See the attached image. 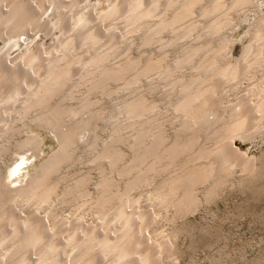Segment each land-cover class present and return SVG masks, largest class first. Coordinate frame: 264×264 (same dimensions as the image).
<instances>
[{
    "label": "bare ground",
    "instance_id": "1",
    "mask_svg": "<svg viewBox=\"0 0 264 264\" xmlns=\"http://www.w3.org/2000/svg\"><path fill=\"white\" fill-rule=\"evenodd\" d=\"M62 1L0 0V38L14 42L18 37H26L29 31L38 32L42 28L40 32H43L44 28L49 34L53 28L61 30V35L46 51L24 50L11 63L0 58L1 137L17 129L13 131L11 124L15 117L21 121L30 118V126L49 127L59 143L58 151L48 159L45 157V162L40 160L42 165L38 166V172L26 183L21 181L19 171L29 157L17 160L7 174L0 171V264H65L66 261L70 264H156V257L167 250L160 239L147 244L141 232L152 225L158 214L136 208L127 212L125 206L135 202L129 198V192L164 175L148 198L153 207L159 211L163 208L161 212L166 207L175 209L177 217L198 207L201 199L196 194L198 185L207 188L204 195L207 201L216 189L229 182L234 167H242L244 173L251 172V162L241 148H233L232 140H251L257 135L256 125L264 121V73L261 70L264 66V14L257 16L256 27L251 31L252 44L228 58L225 54L233 49V43L222 31L231 25L232 13L239 14V10L253 5V0H113L108 8L99 9L97 18L89 15L86 0ZM31 3L35 4L33 8ZM55 8L61 14L43 24L40 14ZM194 13L201 20L192 21ZM71 15H76L75 23H70ZM108 22H112L108 32L103 31L100 25ZM116 24H121L130 35L140 32L138 44L141 47L158 43L175 45L180 43L179 39L189 38L191 31L196 29L197 33L194 41L180 47L171 62L165 61L164 53L159 57L126 55L110 65L107 61L117 48L113 31ZM162 32H171L173 37L165 42L160 37ZM209 37L216 38L207 40ZM109 39L114 41L110 43ZM184 67L191 72L182 69ZM258 71L261 77L254 80L243 103L223 109L224 91L221 95L220 91ZM152 75L156 77H152L155 82H144L145 89H137L143 78ZM111 83H120L117 88L129 91L118 110V116L122 114L125 120L109 112L110 109L95 105L96 99L90 97L97 92L111 96L117 89L112 88ZM81 86L86 91L79 97L76 91ZM158 86L170 93L166 106L179 118L175 134L169 140L162 130V121L153 116L154 110H158L155 101L145 95ZM71 98L76 102L68 103ZM104 120L112 129L104 146L98 148L95 128ZM126 128L132 129L128 136L123 133ZM83 131L90 133L88 152L100 176L96 194L88 200V175L76 177L61 193L57 191L59 179L54 177L63 164L72 162ZM37 137L31 139L35 140L33 145L39 147ZM201 137L206 141L201 142ZM207 140L209 143H205ZM123 143L132 151L128 161L119 146ZM6 151V146L1 144L0 152ZM114 174L124 179L123 187ZM57 194V199L63 203L82 198L83 204H88L97 216L99 230L73 226L72 233L63 239L60 234L67 228L57 220L47 228L30 213L20 216L13 209L16 203L42 207Z\"/></svg>",
    "mask_w": 264,
    "mask_h": 264
},
{
    "label": "rangeland",
    "instance_id": "2",
    "mask_svg": "<svg viewBox=\"0 0 264 264\" xmlns=\"http://www.w3.org/2000/svg\"><path fill=\"white\" fill-rule=\"evenodd\" d=\"M111 1L113 0H86L84 4L88 5L87 10L89 15L93 18H97V16L100 14V12H98L99 9H101V7L108 8V3ZM62 2L66 1L63 0ZM31 4L33 8L35 4ZM250 5L251 6L247 5L245 9L243 8L239 10L238 12L241 11L239 14L232 13L231 19L233 20H231V25L227 28L225 27V30L223 29L222 31L225 35L230 36L232 39V48L234 50L237 48L235 51L233 49L230 50L232 54L230 51L225 54V56L228 58L233 57L234 54L236 55L237 53L242 52L253 42L251 33L254 30L252 29H255L256 27L257 16L262 15V13L264 14V0H253V5ZM59 12L60 11L58 8H55L54 11H44L40 14V20L43 24H46L49 19L52 18V16H58L61 14V12ZM155 12L157 13V10ZM71 16L70 23H75L76 15ZM192 17V21L201 20L197 13H194ZM111 23L112 22H108V24L100 25V28L102 30L104 29L103 31L108 32ZM116 26L117 27H114L113 31L116 35L115 38L117 39L116 40L114 38L116 41L115 47L117 46V48H114V52H112L113 56L111 54L112 57H109L107 61V63L110 65L118 63L126 55L131 57H136L138 55H152L153 57H159L164 53V56L166 57L165 59H167L165 61L171 62L173 60L172 58H174L176 53H178L180 50V47L188 42L194 41L197 33L196 29L191 31L189 38H193L192 40L186 37V39L181 38L179 39L181 40L180 43L176 42L175 45L171 44L165 46L167 45L166 43L163 45L158 43L159 45L156 44L154 46L152 44L153 46L147 45L141 47L138 44L140 32L136 31L130 35L129 33L124 32L125 29L121 27V24H116ZM110 29L112 28L110 27ZM41 30L42 28L38 30V32L29 31L26 37H18V39L14 41L15 43L12 41V39L0 38V58H6V62H4L11 63L16 61L18 59L17 57L19 53L23 52L24 50L34 52L40 48V50L44 49L46 51L48 47L50 48L54 42V39L61 35L60 28H53L49 34L46 33L44 28L43 32H40ZM166 32H162V34H160L161 39L165 42L173 37L171 32L168 34ZM124 33L126 34L123 35ZM127 34L129 35L126 36ZM191 35L193 37H191ZM213 38L216 37H209L207 40H213ZM111 40L109 39L110 43H112ZM162 46L165 48L164 52L162 50ZM159 47H161V49ZM182 69L191 72L186 67ZM184 70L182 71L185 72ZM261 70L262 73H264V66L263 69L261 68ZM260 73L261 72L258 71L253 73L254 76L252 74L251 76L248 75V77L244 78V80L241 79L239 84L237 82L233 85L224 87L220 91V95L224 91L223 95L221 96L224 99H222L223 101L221 105L223 106L221 107L223 109H227L229 107L242 104L253 88V84L255 83L254 80H256L258 77H261ZM152 77L155 76L152 75L143 78L141 80L142 82L140 81V87L138 86L137 89L144 90L145 84L152 82V80L155 82L156 79ZM149 78H151V81ZM76 79H78V77H75V80ZM141 85L143 87H141ZM111 86L112 88H117L120 86V83H111ZM160 87L158 86L156 90L154 89L151 92H145V95L146 98L148 97V100L155 101L154 103H156L157 106L155 109L158 110H154L153 116H156L155 118L157 119L159 118L158 121H162V130H164L165 134L167 135V140H169L175 134L176 128L178 127L179 118L176 116L173 110H170V108L166 106V101L169 100L170 93L168 92L169 94H167L165 92L166 90L163 89L162 86ZM83 88L84 87L81 86L77 89V96H82L85 93L86 89ZM115 90V93L113 92L114 94L111 96H104L100 92H97L95 94L91 93L90 97L93 100L96 99V102L94 101L95 105L108 109L107 111L110 109L109 112L113 114L115 113L114 115H116L118 118L120 117V120H123L125 117H123L122 114L121 116H118L119 104L127 96L129 91H121L119 88ZM67 102L75 103L76 101L74 102V100L71 98ZM242 106L244 107V105ZM155 111L157 112L155 113ZM13 121L12 122L14 124L11 122L14 127L13 131L16 128L17 129L14 132L10 130L13 133L7 132V135L3 134L2 136L4 137H1L0 135V145H5L6 149L8 150L5 153L0 152V171L4 174H7L13 167L16 166L17 160L29 157V161H26L22 165L23 167H20L21 170L19 171L21 181H25L26 183L31 175L34 176L38 172V168L40 167V164L42 165V161L45 162L48 157L52 156L56 153V151H58L57 149H59V143L49 127L41 126L43 129H39L40 127L35 124L30 126V118L21 121L15 117ZM99 123L100 124H98L95 128V135L98 136L96 137V140L98 138V141H96L98 146H96L98 148H102L107 141L109 134L111 133L109 131L112 129V127L109 122L105 120L102 122L100 121ZM256 126L257 129L254 128V130L255 132L258 130L257 135L251 138V140L248 139V141L247 139H244L243 141V139L239 138V141L236 140L237 138H233L232 140L233 148H241L246 159L251 162V172L244 173L242 167H234L233 169L235 171L232 169L231 172L233 174H230L231 178H228L229 182L226 181V184H223L224 186L221 185L219 189H216L215 192L217 194H214L215 197L212 196V198L214 197L213 200L211 198V200L206 201L204 195L207 188L203 185H198L196 194L201 198V201L199 200V205L197 204L198 207L196 206L197 208L193 207V209L188 210V212H186L187 214L185 213L186 215L181 214L183 216L178 215L176 217L175 209L170 207L164 208L165 213L162 211L164 213L163 215L161 212L163 208H161L159 211L158 208H155L156 206L153 207V204H151L152 202H150L148 197L154 193L161 181V178L164 175L153 179L154 181L152 180V182L150 181L151 184H144L145 186H139L137 187L138 189L134 188L132 189L133 191L129 192V198L135 200V202L133 205L130 204L131 206L129 204L125 206L127 212H132L133 208H136L139 211L148 210L152 214L155 212L158 214H153L155 216L153 218L152 225L144 227L145 230L142 229V231H144L141 232V237L144 238L147 244H152L155 240L160 239L167 250L164 253L161 252L162 254H159V256L156 257L154 260L156 264H264V121ZM46 128L48 131H46ZM126 129L123 130L125 135L132 132V129ZM31 137H37L36 139L40 143L39 147L33 145L35 140L31 139ZM79 138L80 141L77 142V146L75 147L76 150H74L75 155L72 157V162H70V160V163L67 162L68 164H63L62 167H60L61 169L56 171L59 172H55L54 177L55 179H59L57 191L61 193L67 185L73 182L76 177L88 175L90 177V183L88 182L89 184L87 183L88 185H86V191L89 194L88 198L86 199L88 200L89 198L95 196L96 183L100 176L97 167L91 163V154L88 152L89 149L87 145L90 140V133L83 131L80 133ZM199 140L201 142L206 141L202 137L201 139L199 138ZM124 143L122 145L119 144V146L124 151L125 159L128 161L131 158L132 151L129 145ZM205 143H209V141L207 140ZM35 148L37 149L35 150ZM104 166L108 168L107 164ZM114 178L116 181H118L120 187H123L124 179L118 174H114ZM25 183L23 184L22 182L23 185H25ZM57 198L58 194L51 199L50 203L45 204L42 207H27L24 204L16 203L13 205V209L20 216L30 213L34 220L39 221L47 228H51L54 221L57 220L62 227L67 228L64 233H61L63 235L60 234V237L63 239L72 233L71 230H73V226L97 228V230H99L100 223L97 216L95 215L94 211L89 208L88 204H86V206L83 204L82 198L77 202L70 201V203L60 202ZM82 204L84 207H81L83 206ZM151 207L158 211H154V209ZM51 214H54V217H52ZM159 215L161 217H158ZM31 258L34 259V256H31ZM65 264H70V262L66 261Z\"/></svg>",
    "mask_w": 264,
    "mask_h": 264
}]
</instances>
